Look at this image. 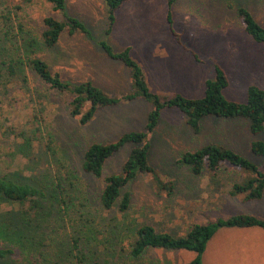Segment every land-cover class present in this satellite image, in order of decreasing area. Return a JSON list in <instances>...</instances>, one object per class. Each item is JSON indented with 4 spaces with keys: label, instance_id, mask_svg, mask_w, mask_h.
Masks as SVG:
<instances>
[{
    "label": "rangeland",
    "instance_id": "obj_1",
    "mask_svg": "<svg viewBox=\"0 0 264 264\" xmlns=\"http://www.w3.org/2000/svg\"><path fill=\"white\" fill-rule=\"evenodd\" d=\"M13 4L19 8L4 17L6 8L0 0V174L40 188L44 197H32L21 205L30 216L43 211L39 207L51 208L47 198L54 191L58 193V182L62 181V190L66 188L73 202L62 216L65 227L53 225L45 231L57 236L51 240L44 235L47 253L55 252L58 244L68 249L67 238L77 229L78 221L91 220L99 229L117 224L123 231L117 235L114 248L101 244L105 248L102 259L108 264H185L193 253L184 250L148 249L132 259L127 232L135 224L146 223L157 231L181 236L192 224L218 217L247 213L264 218V195L259 201L243 202L241 196L228 194L231 184L245 175L240 169L224 163L214 176L203 171L194 177L188 167L177 163L183 152L216 143L261 166L264 156L253 154L250 142L264 140V132L251 133L244 118L207 117L201 132L194 134L175 108L161 111L149 135L148 152L154 170L175 183L174 193L157 190L151 174L139 173L125 188L131 197L129 209L125 213L116 206L104 210L99 204L104 177L120 172L133 144H124L107 158L99 178L82 169V154L93 142L109 143L125 132L142 130L152 104L135 98L100 107L89 123L80 125L69 114V94L50 89L25 58L38 56L63 80L91 81L116 98L131 90L130 70L120 60L110 58L101 41L114 52L129 47L150 89L167 96H202L204 81L214 76L217 63L228 76L226 98L245 101L248 85L264 88V45L244 31L235 9L246 7L264 26V0H174L172 27L180 36L179 42L166 21V0H126L115 11L109 32L102 0H65L62 11H54L45 0H14ZM49 15L59 20L75 16L89 35L65 30L55 48L41 47L43 18ZM13 59L19 62L12 73L7 63ZM11 209H18V205L0 202V213ZM203 260L204 264H264V229H219L208 242Z\"/></svg>",
    "mask_w": 264,
    "mask_h": 264
},
{
    "label": "trees",
    "instance_id": "obj_2",
    "mask_svg": "<svg viewBox=\"0 0 264 264\" xmlns=\"http://www.w3.org/2000/svg\"><path fill=\"white\" fill-rule=\"evenodd\" d=\"M27 1L31 0H23V2ZM45 1L52 5L54 11L65 9V0ZM125 1L102 0L109 22L107 32L111 31L115 22V11ZM3 2L6 8V13L2 14L4 17L19 8L18 4H13L14 0H3ZM166 2V21L175 39L179 42L180 36L174 32L172 27L171 5L174 0H166ZM235 12L249 37L254 42L264 45V26L255 20L246 7L237 6ZM17 27L22 31L21 24ZM65 30L69 34L79 31L89 35L85 24L77 17L66 16L65 20H59L49 15L43 18L41 47L55 48ZM100 44L110 58L120 60L130 70L131 90L120 97L108 96L91 81L69 83L63 80L58 72H52L48 63L38 56L32 54L26 55L25 58L30 69L50 89L69 94V114L80 125L89 123L100 107L135 98H142L152 104L153 107L147 113V121L142 130L125 132L109 143L93 142L82 154V169L99 178L107 158L124 144H133L120 172L104 177L103 187L99 194V204L104 210H110L116 206L120 213H125L129 209L131 197L125 188L139 173L151 174L152 182L157 190L165 191L167 195L174 193L175 183L157 173L148 160L149 135L155 130L161 117V111L164 109L175 108L180 111L185 116L187 126L194 134L201 132L202 121L207 117L244 118L247 120L251 133L256 135L264 132L263 87L250 84L246 89L245 101L230 100L224 95V90L229 83L227 73L220 64L215 63L214 76L204 81L202 96L188 97L181 93L171 96L158 94L148 86L144 70L131 56L129 47L114 52L104 41ZM17 62L19 61L10 60L7 63V69L13 73ZM250 149L253 154L264 156V140L253 139L250 142ZM177 163L188 167L190 174L194 177L200 176L203 171L211 172L214 176L224 163H228L245 173L240 180L231 184L228 191L229 196H241L243 202H250L259 201L264 195V164L259 166L230 147L216 143L205 144L196 150L183 152L177 159ZM58 184L61 188L58 193L54 191L47 198L51 202V208L39 207L37 204L35 206L43 211L30 216L26 210L21 209V205L32 197H44L40 188L0 174V202L6 201L18 205V209H11L7 214L0 213V262L4 264H108L102 259L104 254L102 250L105 248H102L101 244H110L114 248L116 239H118L117 235L123 232L117 224L99 229L94 227L90 219V221H78L77 229L73 230L67 238L68 249L58 244L55 252H46V236L51 240L57 236L52 237L45 231L53 225L65 227V217L62 216L67 214L73 202L68 192L66 193V188L62 190L61 180ZM57 207H59L58 210ZM247 227L264 229V218L247 213L218 217L214 221L192 224L181 236L157 231L150 224H135L131 231L127 232L131 239L129 255L132 259H136L148 249L184 250L193 253V257L185 264H204L203 255L208 242L219 229Z\"/></svg>",
    "mask_w": 264,
    "mask_h": 264
}]
</instances>
